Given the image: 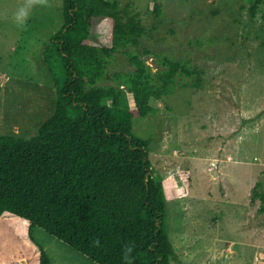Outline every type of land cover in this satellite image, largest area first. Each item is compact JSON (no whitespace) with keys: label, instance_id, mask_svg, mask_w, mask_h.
Returning a JSON list of instances; mask_svg holds the SVG:
<instances>
[{"label":"rangeland","instance_id":"374dc122","mask_svg":"<svg viewBox=\"0 0 264 264\" xmlns=\"http://www.w3.org/2000/svg\"><path fill=\"white\" fill-rule=\"evenodd\" d=\"M138 15L147 33L138 51L154 73L159 56L186 63L154 114L133 120L149 138V160L166 195L170 264H264V0H111ZM26 0H0V134L31 137L54 109L42 59L63 24L61 0H46L15 20ZM155 4L160 12H153ZM132 70L116 51L101 86ZM50 264H94L36 229ZM28 237L0 250V264H38Z\"/></svg>","mask_w":264,"mask_h":264},{"label":"trees","instance_id":"16d2710c","mask_svg":"<svg viewBox=\"0 0 264 264\" xmlns=\"http://www.w3.org/2000/svg\"><path fill=\"white\" fill-rule=\"evenodd\" d=\"M250 1L254 17L261 0ZM61 3L64 22L42 52L53 112L31 137L0 134V250L26 236L38 264H50L35 236L41 229L94 264H170L163 181L133 120L154 114L152 102L173 93L176 77L195 72L159 56L153 73L143 57L151 52L137 50L147 29L128 6ZM118 50L132 70L115 75L117 87L99 85ZM255 196L264 202V192Z\"/></svg>","mask_w":264,"mask_h":264},{"label":"clouds","instance_id":"9594fccd","mask_svg":"<svg viewBox=\"0 0 264 264\" xmlns=\"http://www.w3.org/2000/svg\"><path fill=\"white\" fill-rule=\"evenodd\" d=\"M43 4V3H46V0H26L25 2V6H22L20 7L16 14H15V20L18 22V23H23L27 17H28V14H29V9L35 5V4ZM132 251V248L129 247L127 248V251L125 253V259L128 258V253H130Z\"/></svg>","mask_w":264,"mask_h":264}]
</instances>
